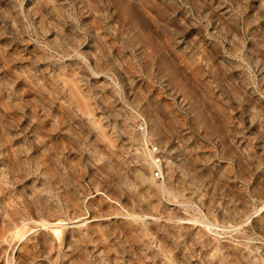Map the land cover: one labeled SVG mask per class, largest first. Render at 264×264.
<instances>
[{"label": "rangeland", "instance_id": "rangeland-1", "mask_svg": "<svg viewBox=\"0 0 264 264\" xmlns=\"http://www.w3.org/2000/svg\"><path fill=\"white\" fill-rule=\"evenodd\" d=\"M0 264H264V0H0Z\"/></svg>", "mask_w": 264, "mask_h": 264}, {"label": "built area", "instance_id": "built-area-1", "mask_svg": "<svg viewBox=\"0 0 264 264\" xmlns=\"http://www.w3.org/2000/svg\"><path fill=\"white\" fill-rule=\"evenodd\" d=\"M156 162H159V159H156ZM159 171H156V173L158 174Z\"/></svg>", "mask_w": 264, "mask_h": 264}, {"label": "bare ground", "instance_id": "bare-ground-1", "mask_svg": "<svg viewBox=\"0 0 264 264\" xmlns=\"http://www.w3.org/2000/svg\"><path fill=\"white\" fill-rule=\"evenodd\" d=\"M55 231H57V230H55ZM59 231V230H58Z\"/></svg>", "mask_w": 264, "mask_h": 264}]
</instances>
